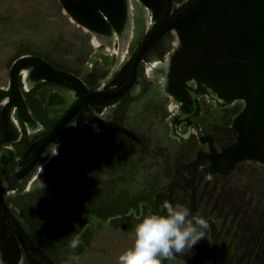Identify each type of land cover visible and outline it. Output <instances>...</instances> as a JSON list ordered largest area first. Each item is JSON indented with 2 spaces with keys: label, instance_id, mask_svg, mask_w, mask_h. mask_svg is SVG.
I'll list each match as a JSON object with an SVG mask.
<instances>
[{
  "label": "trees",
  "instance_id": "trees-1",
  "mask_svg": "<svg viewBox=\"0 0 264 264\" xmlns=\"http://www.w3.org/2000/svg\"><path fill=\"white\" fill-rule=\"evenodd\" d=\"M58 1L78 23L99 34L108 35L112 28L120 31L126 19L127 0ZM139 1L151 9L155 20L159 18L165 6V0ZM244 1L246 8L243 11L241 6L237 5L236 0H208L174 26L178 29L179 37L175 55L183 54L178 59V65H172L169 70V89L175 97L183 98L182 92L185 90L182 86L186 85L187 80L194 79L197 85L196 91L203 93L202 85L204 83L227 102L245 98L253 106L258 105L259 107L256 109L258 111L264 106V0ZM228 11L232 12L229 20L226 17ZM197 27L198 35L196 34ZM209 32H213V34ZM169 36L167 31L157 38L150 46H155L154 51L150 56H146V59L150 57L162 59L165 52L168 51L169 45L166 44V39ZM198 43L203 45V52L197 56L194 50ZM207 45L210 46L208 50L205 48ZM133 55L134 53L113 74L110 83H117L119 86L127 79ZM18 57L19 55L14 58L15 61L13 60L14 62L9 67V87L5 90L0 89V99L4 96L8 98L6 104L0 107V122L5 126L7 141L13 140L17 136V130L10 120V111L13 107L25 104L26 101L31 104L30 93L23 89L19 73L22 68L31 66V79L38 80L45 77L47 83L72 89L77 96L95 90L102 78L95 72H90L84 81L75 73L60 68L52 61L36 54ZM176 69L179 70L177 79L178 85H181L180 90L176 89L173 81ZM138 75L142 78V90L134 95H128L116 109L112 120L117 134L115 143L110 149L96 156L99 159L96 163L89 164L87 162L89 157L85 156V164L82 166L79 152L71 148L67 140L53 141L57 146L58 155L46 167V175L48 173L49 177L44 179L45 185L39 191L52 192L51 201L54 204V212H52L51 218L55 225L48 228L49 223H47L41 227L39 216L35 215V223L34 221L30 223V226H34V228L29 229L28 233L34 242L44 246L43 248L49 253L55 264H74V261L68 260V257L73 254L68 244L74 235L79 234L83 241L80 247L75 250V255L80 254L87 247V235L90 231L86 229L80 233L86 222L82 218V213L89 207L85 206L88 199L92 200L90 193H97V190L82 188L85 184L83 179L89 178V187H92L95 183L94 178L97 170L111 159L110 154L115 155L117 160H114L119 163V166H115L116 171H114L117 176L115 177L116 182L125 181L129 174L134 177L136 172L143 167L147 172V168L153 167L154 161L159 162L160 158L156 154L163 150V145L154 147L152 135L148 133V125L146 131L142 130V123L133 113L136 102L149 94L150 82L143 76L142 67L138 69ZM166 100V97H159L160 112H156L146 104L145 110L148 111V115L164 118L167 115L163 107ZM237 110H232L236 115L230 119L227 126L220 123L213 125L217 131L222 130L224 135L227 134L220 146L215 145V132H210L208 122L204 124L207 133L200 138L174 140L166 137L167 163L159 162L153 178L143 176V180L137 181L139 188L133 197V204L137 205L143 201L144 212L149 209L159 211L162 209L163 203L168 201L187 206L193 215L199 213L198 200L196 199L201 187L199 169L203 168V174L228 175L246 156L243 153L244 135L240 114ZM130 119L131 123L128 122ZM81 120L77 118L76 122H82ZM178 121L179 119L175 118V122ZM84 134L88 141L95 143L99 148L105 146L111 137L110 131L107 135L103 133L97 137L94 126L91 124L87 125ZM164 134L161 133V135ZM65 135L73 139L69 132H66ZM248 136L247 149L250 146ZM39 142L40 140L33 143L32 147H37ZM202 144H206L207 147H203ZM50 151L49 145L46 147L44 155L49 154ZM260 158L264 160V145ZM149 162L152 163L147 165ZM53 178L57 181L51 186H47V182ZM102 183L103 187L107 181ZM79 201L84 203L80 204ZM82 205L85 206L84 211L80 210ZM129 208L130 204L126 205L123 214ZM107 216L108 214H104L103 217ZM121 217H124L122 225L126 226L125 220H129L128 216L122 215ZM131 218L135 224L136 218L133 216ZM222 223L226 225L224 218H222ZM217 225L216 223L212 224V229L206 233V238L203 241L205 243L202 245L210 242L209 250L214 257H217V251L220 248L219 237L216 235ZM228 225V229L233 230V235L226 233L227 239L234 240L228 245L226 244L225 252L221 253L224 255L225 264H264V214L260 216L254 226L249 228H233L232 224ZM33 236L36 238L34 239ZM83 243L84 245H82ZM23 245L28 251V247L24 243ZM31 260L32 262L26 259V264H46L41 260Z\"/></svg>",
  "mask_w": 264,
  "mask_h": 264
},
{
  "label": "rangeland",
  "instance_id": "rangeland-1",
  "mask_svg": "<svg viewBox=\"0 0 264 264\" xmlns=\"http://www.w3.org/2000/svg\"><path fill=\"white\" fill-rule=\"evenodd\" d=\"M132 1L133 8L129 9L130 19L126 25L130 32L129 38L126 39L125 36L120 37L115 34L98 35L96 38L100 42L95 44L92 38L95 36L72 20L58 0H0V88L7 87L9 67L17 55L20 58L28 54H36L52 61L60 68L75 73L84 81L90 72L102 76L101 79L110 72H115L130 58L153 24L150 11L140 1ZM176 43L175 34L171 33L166 39V44L169 47L164 54L165 57ZM124 45L126 51L119 52ZM105 58L108 60V65L103 64ZM155 61L151 57L146 59L143 65V76L150 82L149 89L156 88L155 94L159 98L164 97L161 94L160 85L164 58L160 60L161 63ZM154 62L155 64H153ZM20 75L21 80L25 81L24 74L21 72ZM25 82H23V87L26 86ZM190 84L193 85L192 82ZM68 94L71 99L73 93L68 92ZM166 98L167 105L164 110L167 115L164 118L148 115V111L144 108L145 101L149 103L146 97L138 100L133 110L142 123V130L146 131L148 125V133L152 135L154 147L163 145V150L156 154L160 158L161 164H166L168 160L165 153L168 147L165 138L180 140V136L171 133V123L167 117L170 113L175 112L176 106L168 97ZM199 103L201 114L195 120L199 122L203 134L207 133L204 124L208 122L210 132H215L214 143L220 146L227 134L224 135L222 130L217 131L213 125L220 123L227 126L233 114L232 110L238 109L240 103L234 102L224 106L208 100L207 96L201 97ZM129 121L131 123V119ZM179 129L184 132V124L180 125ZM162 132L165 134L161 135ZM197 133L196 129H192L187 138L196 139ZM202 146L207 147L206 144H202ZM109 156L111 159L97 170L94 178L95 183L92 187H89V178L84 179L85 184L82 188L97 190V193H90L92 200L88 199L86 202L85 206H89L86 211H84L85 206L83 205L80 209L84 211L81 212L82 218L86 220L81 229L83 231L80 233L86 229L90 233L87 235V247L77 254L79 259L75 260L74 264H118V255L131 244V233L134 226L131 216L136 218L138 214L144 212L143 201L137 205L133 204V197L139 188L137 181L143 180V176L153 178L156 174V167L159 166V162L154 161L153 167L147 168V172L143 167L136 172L134 177L129 174L125 181L116 182L115 177L117 176L114 171L119 163H117L115 155L110 154ZM46 159L47 157L43 158L40 164H44ZM150 163L152 162L147 165ZM39 170L37 167L33 175L36 176ZM199 176L201 187L196 196L197 205L199 214L209 220L211 229L212 224H218L216 235L219 237L220 248L217 251V257H214L209 250L210 242L202 246L205 243L202 239L190 250H186L183 255H177L172 260H165L164 264H225L224 255L221 253L225 252V245L234 240L227 239L226 233L233 235V230L228 229V224H232L233 228H249L254 226L260 216L264 214V164L238 163L230 174L224 176L203 174V168H200ZM103 181H107V183L102 187ZM82 200L84 199L82 198ZM83 203L82 201L80 204ZM128 204H130V208L123 214L124 207ZM35 211L36 216H39L41 227L47 223H49L48 228L55 225L51 217L46 220V217L54 212L53 201L49 208L35 206V210L32 212ZM104 214H108V216L105 218ZM122 215L128 216L129 220H125L126 226L122 225L124 219V217L120 218ZM222 218L225 219L226 225L222 223ZM40 245L44 247L42 244Z\"/></svg>",
  "mask_w": 264,
  "mask_h": 264
},
{
  "label": "flooded vegetation",
  "instance_id": "flooded-vegetation-1",
  "mask_svg": "<svg viewBox=\"0 0 264 264\" xmlns=\"http://www.w3.org/2000/svg\"><path fill=\"white\" fill-rule=\"evenodd\" d=\"M189 1L190 0H177V1L172 0V11L173 12L178 11L181 7H183ZM210 3H213V2H210ZM236 3L238 6H241L243 11L245 10L246 4L244 0H236ZM145 7L150 11L151 18L153 19V24H154V22L157 19L155 20L153 18L151 9L148 8L147 6ZM130 8H133V1L127 0L126 19L123 22V26L121 30L117 31L116 29L112 28L110 34L108 35L115 34L120 37L125 36L126 38L127 37L129 38L130 32L126 28V25L130 19V12H129ZM64 10L67 12V14L70 16L72 20H74L81 27L85 28L88 32L96 33L97 35H101V36H108L107 34H99L87 28L86 26L81 25L80 23L76 21V19H74L72 15L69 14V12L65 8ZM231 14L232 12L228 11L227 16H226L228 20ZM150 29L151 28L148 29L147 33L150 31ZM198 32L199 31L197 27L196 28L197 35L199 34ZM171 33L175 34L177 43L168 52V55L166 57L165 56L163 57L164 64L161 69L163 73H162V81L160 83L161 94L164 97H168L171 100V102H173L174 105L176 106L175 112L170 113L167 116L169 117V122L171 123L170 131L172 134L180 136V138L188 139L187 137L190 134V131L192 129H196L198 131L197 138H200L204 134L200 130L199 122L195 120L201 114L199 99L201 97L207 96L208 100L215 101L218 104L219 102L215 99V97L211 96L206 91V87H210V86H207L204 83L202 85L204 87V92L202 93L200 91H196L197 85L194 79L187 80L186 85L182 86L185 90L184 92H182L183 98L179 96L175 97V95L170 92L169 70L172 67V65L177 66L179 63L178 59L181 56H183V54L175 55V50L177 49L179 45L178 29L173 28L172 30H169L168 34L171 35ZM209 33L213 34V32H209ZM145 36L146 34L144 35V38ZM152 43L143 53L140 59L139 65H138V69L140 67L142 68L144 67L143 65H144V62H146V56H149V54H151L154 51L155 46L150 47ZM139 45L137 46V48L139 47ZM137 48L134 50V52H132V54L135 53ZM205 48L208 50L210 46L207 45ZM194 52H196L197 56L198 54L202 53L203 45H200L198 43ZM152 58L156 60L155 62L161 63L160 62L161 59L156 58V57H152ZM155 62L153 64H155ZM21 72L24 74V80L26 79V76H27L28 80L31 83L39 82L42 84L41 87L47 85V79L45 77H41L38 80L31 79V76H30V73L32 72L31 66L22 68L19 73L21 74ZM115 72L112 71L108 75H106L103 78V81H101V83H99V85L95 88V90L101 89V90L109 91V90H113V89L120 87L126 80L119 86L117 85V83L109 82ZM178 75H179V70L176 69L174 71L173 81L176 85V89L180 90L181 85L180 86L178 85V79H177ZM141 79L142 78L140 75H138V71H137V79H136L135 84L132 87H130L128 90H126L125 92H123L121 95L117 97L95 98V99L89 100L88 102L89 109L100 120L110 122L113 125L112 120H113L115 111L119 107V105L122 103L123 99H125L128 95H134V93H138L139 91L142 90L143 83L141 82ZM190 82H192L193 85H191ZM9 85H10V77L8 74L7 87L0 88V89L5 90L9 87ZM34 87L35 86H32L29 91H33ZM155 92H156V88L149 89V94L145 96L146 99L149 100L148 101L149 103L145 101L144 108H146V103H147V105H149V108H153L156 112H160V106L158 105L159 98L156 97ZM80 96H77V99ZM7 101H8L7 97L4 96L3 98H1L0 107L5 105ZM234 102L240 103V106L238 107L237 112L240 114V123L242 126L243 135H244V152L243 153L246 154V156L242 158L239 161V163L259 164V165L264 164V160H261L260 158L262 155V146L264 145L263 144L264 143V110H263L264 106L261 107L262 110L260 109V111H258L256 109L259 106L258 105L253 106L245 98L234 99L231 102H227L223 99V102L220 104L226 106ZM25 104L19 105L17 107H13L12 110L10 111V120L13 123V126L15 127V129L17 130V136L15 139L10 140V141L6 140L7 137L4 131L5 126L2 122H0V180L4 178L5 176L14 175L18 171L23 169L29 163L30 159L32 158L37 148V147H32V144L38 140L41 141L43 136L51 129L50 127L46 129L45 126H43L42 124L39 127V129L38 127H35L34 125H32L34 123L33 110L31 108H28L29 106L27 104V101ZM166 105H167V100L163 104V107L165 108ZM235 115L236 113L231 116V119ZM154 117H159V116H154ZM77 118L82 119L81 120L82 122H79V121L76 122ZM175 118H178L179 121L175 122ZM89 124L94 126V130H95L97 137H100L103 133L107 135V133L110 131L107 125L91 121L89 118L85 116L83 111L78 110L73 115V117L62 127V129L59 131V135L56 136L51 142L47 144V146L50 145V148H51L50 153L44 155V151L47 147L46 146L39 160L34 164V166L27 173H25L22 176L16 177L12 179L11 181H8L3 186V189H2L3 200H4L6 208L8 209L9 214H11L15 218V220L22 226V228L26 231V233L30 237L31 241L37 246H39V244H37L36 242L32 240L30 234L28 233V230L29 229L32 230L34 228V226L33 227L30 226V223L31 222L33 223L34 216L36 215V211L32 212L35 210V206L38 205L40 207H46V208L51 207V193L52 192L47 191L46 193H43V192H40L39 190L45 185L44 179L49 177L48 173L46 175V167L58 155L57 146L55 143H53V141L54 140H57V141L65 140L66 141L67 140L71 148L79 152L80 163L82 164V166L85 164V160H84L85 156L89 157V159L87 160L89 164L96 163L99 160L98 157H96L99 153L85 151V149L87 150L99 149V147H97L95 143H91L90 141H88L86 135L84 134L86 132V127ZM182 124H184V128H185L184 132H181L179 129V126ZM29 127H30V130H29ZM66 132H69L73 139L68 138L65 135ZM76 132L77 134H75ZM247 135H249L248 138H249V145H250L248 149H247V146H248ZM68 139H70L75 145L71 144ZM257 144H258V147H257ZM42 156L43 158L47 157L44 164H40L41 161H43ZM37 167H39L40 170L38 174L34 176L33 174L35 170L37 169ZM56 181L57 179L55 178L50 179L48 182L46 181L48 184L47 186L49 185L51 186ZM9 214L6 212V210L3 208V206L0 203V255H2L5 264H26V259L27 260L29 259L31 262H32L31 259H37V260H41L45 262V260L40 255H38L34 250H32L29 247L26 240L23 238V236L21 235L17 227L12 222L11 216H9ZM50 217L51 215L49 217H46V220L47 218L49 219ZM23 243L28 247L29 249L28 251H26ZM39 247L42 248L46 253H48L45 250V248H43L41 245Z\"/></svg>",
  "mask_w": 264,
  "mask_h": 264
},
{
  "label": "clouds",
  "instance_id": "clouds-1",
  "mask_svg": "<svg viewBox=\"0 0 264 264\" xmlns=\"http://www.w3.org/2000/svg\"><path fill=\"white\" fill-rule=\"evenodd\" d=\"M211 224L199 213L193 215L181 203L165 201L162 209H151L137 215L131 233V244L117 257L118 264H164L177 255H183L201 239L206 238ZM79 234L74 235L68 247L72 250L69 261L78 260L75 250L81 245ZM0 264H5L0 255Z\"/></svg>",
  "mask_w": 264,
  "mask_h": 264
},
{
  "label": "water",
  "instance_id": "water-1",
  "mask_svg": "<svg viewBox=\"0 0 264 264\" xmlns=\"http://www.w3.org/2000/svg\"><path fill=\"white\" fill-rule=\"evenodd\" d=\"M208 0H190L187 2L183 7H181L178 11L173 12L172 11V0H165V6L164 9L159 16V18L154 22L152 25L150 31L146 34L145 38L140 43L139 47L135 51L131 64H130V70L128 77L126 81L118 88L113 90H91L84 94H82L73 104L72 106L63 114V116L55 123V125L43 136L40 143L38 144L32 158L30 159L29 163L20 171H18L14 175H8L5 176L0 180V203L3 206V208L6 210V212L9 214L8 209L5 206L3 195H2V189L3 186L12 179L22 176L25 173H27L34 164L39 160L42 152L44 151L45 147L49 142H51L56 136L59 135V131L62 129V127L73 117V115L78 111L81 110L84 112L85 116L89 118L91 121L96 123H102L109 127L111 132V137L108 141V143L99 148L94 150H87L93 153H101L108 149H110L116 140V130L112 123L100 120L88 107V102L91 99L95 98H113L121 95L123 92L128 90L130 87H132L137 79V71H138V65L140 62V59L143 55V53L146 51V49L149 47V45L154 42L157 38H159L163 33L172 30L174 26L180 22L184 17L188 16L191 12H193L196 8H198L200 5L205 3ZM92 35L98 37L96 33H92ZM157 63V62H156ZM155 67V66H154ZM23 81V80H22ZM25 82V81H23ZM206 91L219 102L222 103L223 99L220 98L218 95H216L212 88L206 87ZM69 142L73 145H75L70 139H68ZM11 216L12 222L17 227L23 238L26 240L29 247L34 250L38 255H40L47 264H55L53 259L46 253L42 248L35 245L26 231L22 228V226L15 220V218ZM83 231V230H82ZM81 231V232H82Z\"/></svg>",
  "mask_w": 264,
  "mask_h": 264
},
{
  "label": "crops",
  "instance_id": "crops-1",
  "mask_svg": "<svg viewBox=\"0 0 264 264\" xmlns=\"http://www.w3.org/2000/svg\"><path fill=\"white\" fill-rule=\"evenodd\" d=\"M104 62L105 63L103 64L108 65V60H106V58L104 59ZM25 81L26 86L24 85V91L29 92L31 96L29 101L32 105L28 102L27 104L29 106L28 108L33 110L34 123L32 125L38 127V129L41 124L45 126L46 129L49 127L52 128L59 118H61L68 108H70L77 100V94L72 89L50 83H47L46 86L41 87V83H31L27 76ZM101 81H103V79H101ZM32 86H35L33 88L34 90L29 91ZM68 92L73 93V97L71 99H69ZM75 134H77V132Z\"/></svg>",
  "mask_w": 264,
  "mask_h": 264
},
{
  "label": "bare ground",
  "instance_id": "bare-ground-1",
  "mask_svg": "<svg viewBox=\"0 0 264 264\" xmlns=\"http://www.w3.org/2000/svg\"><path fill=\"white\" fill-rule=\"evenodd\" d=\"M93 38V42L95 43V44H98L100 41L96 38V36L95 37H92ZM126 39H128V37L126 38ZM127 45V44H126ZM124 51H126L125 50V45L120 49V51L119 52H123L124 53ZM25 73H26V71H25Z\"/></svg>",
  "mask_w": 264,
  "mask_h": 264
}]
</instances>
